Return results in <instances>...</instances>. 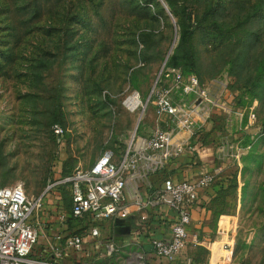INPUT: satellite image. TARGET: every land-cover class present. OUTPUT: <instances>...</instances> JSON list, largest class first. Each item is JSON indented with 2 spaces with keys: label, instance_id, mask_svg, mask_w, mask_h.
<instances>
[{
  "label": "rangeland",
  "instance_id": "rangeland-1",
  "mask_svg": "<svg viewBox=\"0 0 264 264\" xmlns=\"http://www.w3.org/2000/svg\"><path fill=\"white\" fill-rule=\"evenodd\" d=\"M171 3L173 13L165 0H0V185L38 196L135 131L148 135L154 107L129 112L124 101L138 92L144 102L184 42L174 64L215 95L225 85L231 108L198 111L212 121L200 133L218 150L223 186L196 251L209 264H264V0ZM188 15L201 26L182 41Z\"/></svg>",
  "mask_w": 264,
  "mask_h": 264
},
{
  "label": "built area",
  "instance_id": "built-area-1",
  "mask_svg": "<svg viewBox=\"0 0 264 264\" xmlns=\"http://www.w3.org/2000/svg\"><path fill=\"white\" fill-rule=\"evenodd\" d=\"M225 89L223 85L224 96ZM211 90L210 85L202 86L195 75L185 76L180 69L164 65L144 102L138 92L124 101L129 112L149 104L154 107L156 124L148 135L140 136L135 131L118 154L104 149L88 169L49 182L38 196H29L22 184L0 186V264H59V249L54 248L51 258L46 259L31 258V253L38 238L35 220L43 200L50 192L63 189L70 198V216H88L92 222L125 220L132 212L147 207L169 208L174 213L169 239L152 238L150 244L157 257L174 262L187 247L191 207L198 193L214 184L215 174L201 170L192 180L160 189L153 186L149 177L185 149L193 150L199 110L217 107L230 114L223 94L215 95ZM51 130L56 137L63 135L58 124ZM183 132L187 138L174 143V137ZM142 189L151 192L146 201ZM60 219L63 221L64 216ZM91 234L97 235V230ZM64 242L72 251L82 250L83 240L78 235H69Z\"/></svg>",
  "mask_w": 264,
  "mask_h": 264
},
{
  "label": "crops",
  "instance_id": "crops-1",
  "mask_svg": "<svg viewBox=\"0 0 264 264\" xmlns=\"http://www.w3.org/2000/svg\"><path fill=\"white\" fill-rule=\"evenodd\" d=\"M230 100V99H229ZM196 133L192 139L193 150L188 148L183 153L170 160L161 170L150 175L149 180L155 188H165L169 185L192 180L197 172L203 170L215 174V180H221V169L216 163L218 150L211 143H203L200 129L210 130L212 121L205 123L200 116H195ZM187 138L186 133L176 135L173 142ZM220 184L214 183L208 190L198 193L191 207V222L188 228L189 239L186 249L174 262L157 257L152 250L150 241L158 238L167 241L174 220V213L165 206L147 207L141 212H132L125 220H107L92 222L88 216L74 218L70 216V207L63 205L66 201L71 206L67 193L53 192L47 195L35 222L39 226L37 242L33 247L31 258H51L53 249L62 253L59 264H110L122 258L124 264L141 261V264H209L202 262L197 253V247H203L207 241L206 231L209 221V203L215 196ZM144 200L150 198L151 192L142 189ZM64 216V220L60 219ZM97 230V235L91 234ZM196 230V231H195ZM200 231L202 237L199 236ZM197 234V235H196ZM69 235H78L83 240L82 250L75 252L66 247L65 239ZM60 238V239H58ZM131 257L132 259H130ZM134 257V258H133ZM200 258V260H199ZM136 264V263H135Z\"/></svg>",
  "mask_w": 264,
  "mask_h": 264
},
{
  "label": "trees",
  "instance_id": "trees-1",
  "mask_svg": "<svg viewBox=\"0 0 264 264\" xmlns=\"http://www.w3.org/2000/svg\"><path fill=\"white\" fill-rule=\"evenodd\" d=\"M165 2L167 3V5L169 6V9H170V11H171V13H173L172 11H173V9H172V6H171V0H165ZM215 11H216V9H214V7H212V8H210L209 10H208V13L210 12V13H215ZM198 24H200V23H192V22H190V16L188 15L187 16V20L186 21H181V22H179V26L181 27V30H182V41H184V40H187V38L186 37H188V35H193L195 32H196V30L198 29V28H200V26L201 25H198ZM198 25V26H197ZM183 43L184 42H180L179 43V46L174 50V52H173V55L171 56V59L168 61L167 60V62H166V64H165V67H170V68H178V69H180L178 66H176L175 64H174V61L177 59V58H179V57H181L180 56V53H181V49H182V45H183ZM187 51H185V53H186ZM187 56H189V58H190V53H187ZM183 73V72H182ZM183 75H184V73H183ZM185 75H193V74H190V73H187V74H185ZM59 123V121L58 120H55V123L54 124H58ZM53 126V125H52ZM192 144H193V141H192ZM71 175V174H70ZM70 175H67V176H70ZM64 177H66V176H64ZM1 186V185H0ZM68 194V193H67Z\"/></svg>",
  "mask_w": 264,
  "mask_h": 264
},
{
  "label": "water",
  "instance_id": "water-1",
  "mask_svg": "<svg viewBox=\"0 0 264 264\" xmlns=\"http://www.w3.org/2000/svg\"><path fill=\"white\" fill-rule=\"evenodd\" d=\"M120 221H123V220H120Z\"/></svg>",
  "mask_w": 264,
  "mask_h": 264
}]
</instances>
